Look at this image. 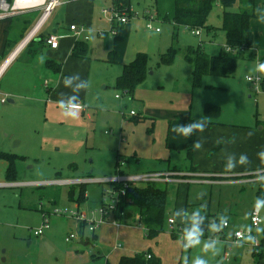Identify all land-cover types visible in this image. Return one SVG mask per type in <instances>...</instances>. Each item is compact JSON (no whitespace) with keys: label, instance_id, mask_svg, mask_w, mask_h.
<instances>
[{"label":"rangeland","instance_id":"rangeland-1","mask_svg":"<svg viewBox=\"0 0 264 264\" xmlns=\"http://www.w3.org/2000/svg\"><path fill=\"white\" fill-rule=\"evenodd\" d=\"M62 1L63 5L53 11L49 22L53 25L58 22L63 29L70 24L82 26L88 39L66 33L58 40L59 48L55 54L49 53L45 47L34 52L26 49L0 73V97L5 92H12L7 97L17 101L15 106L6 101L0 107V152L13 153L19 157L15 162L16 181L26 183L0 187V264H118L120 253L123 252L112 250L117 240L131 253L151 251L157 264H183L184 256L190 262L198 255L208 259L209 264H255L254 255L261 252L262 258L257 264H264V248L256 252L248 241L232 245L225 255L220 234H215L219 241V251L215 256L204 254L200 247L185 252L178 237L171 236L168 226V217L175 210L185 208L186 203H189V211L205 210L216 218L217 207H222L228 200L231 203V197H234V204H231L236 212L231 223L241 228L247 226L244 209L250 204L254 207L255 181L247 183L241 191H237L239 186L227 188L214 183H187L188 187L183 185L178 191L174 186H167L164 228L161 234L153 238L146 237L143 223L135 217L131 231H116L114 227L103 224L96 227L94 233L84 228L81 231L83 239L77 237L65 241L69 232L78 230L76 221L68 214H54L53 210L67 208L86 215L88 219L97 220L98 214L92 212L100 209L101 197L109 199L101 194L107 184H84L82 198L77 184L37 182L54 178L110 176L115 170L116 157L126 164V171L132 173L138 170L135 168L138 167L137 159L140 167H163L169 154V150L164 148L168 121L153 114L156 111L154 105L161 103L170 107V104H189L190 84L186 81L188 76L184 77L188 75L186 68L189 65L179 58L184 57L187 46L200 45L206 53L217 54L225 44V36L220 29L222 9L218 2L207 19V24L216 28L215 33L202 29L199 35H193L191 29L173 24V0H130L128 12L131 11V17L127 24L118 29L121 40L115 44L112 42L114 35L98 34L99 30H109L110 23L100 11L111 4L110 0ZM233 10H237V4ZM255 16L250 26L254 34L252 48L239 54L234 73L228 80H240L245 75L264 76V73L256 71L259 64L256 57L250 56L254 50L264 49V11H256ZM8 21H0V57L3 56V61L11 48L5 49L4 29ZM147 22L159 27L160 31L146 29ZM125 25L130 27L129 36L124 33ZM77 41L86 46L83 57L70 56V50ZM125 41L126 53L124 57L119 56L113 47L119 44L123 46ZM170 46L175 49L174 64L178 67L166 69L159 63V57ZM109 51L117 52L118 63L107 61ZM137 52H143L148 57L147 76L144 84L136 86L132 93H127L115 87V79L121 73L122 66L131 62ZM41 55L45 59L54 57L60 64L61 72L65 75L60 77L58 84L56 80L41 74L42 63L38 59ZM74 73L87 79L90 87L80 93L84 107L79 118L72 120L62 114L56 101L61 93L70 92L63 86V77ZM175 77H181L177 79L179 82L175 81ZM42 84L52 88L53 93L46 97L44 95L43 102L34 103L32 97H37L41 91L39 89L35 93L32 87ZM160 84L164 85L163 88H158ZM202 90L211 94L208 87L204 86ZM259 91H262L260 86ZM214 92L218 97L224 95L220 89H213ZM259 99L258 109L262 114L264 93ZM130 110L139 117L138 120L129 114ZM156 153L161 156L157 157ZM70 164L73 167H69ZM4 170L5 161L0 159V181H4ZM159 185L165 187L164 184ZM262 211L264 214V209ZM47 212L49 228L43 234L35 235L33 232L42 226L43 214ZM176 223L181 225L179 221ZM263 230L264 224L252 229L256 236H261ZM93 236L94 243L91 241ZM85 237H89V244L84 242L88 240Z\"/></svg>","mask_w":264,"mask_h":264},{"label":"crops","instance_id":"crops-1","mask_svg":"<svg viewBox=\"0 0 264 264\" xmlns=\"http://www.w3.org/2000/svg\"><path fill=\"white\" fill-rule=\"evenodd\" d=\"M260 1H261L260 3H258V1L256 3L255 1V10L257 11V13L260 10L264 11V0H260ZM62 5H63V1H62V4L59 5L58 7ZM52 13L46 20L45 25L40 31V33L35 38H33L29 42V44L23 50H21L13 60H15L19 55H21L22 52L25 51L26 49L29 52H34L35 50H39L41 47H45L47 48V51L49 53L55 54L59 48V44L57 45L56 48L49 47L44 41L45 36L49 33H56L57 35H60V38H61L66 33L73 34L72 31L69 30V26L68 28L63 29V27H61L58 24V22H56L57 25H53L52 23H50L49 21L52 16ZM39 14H40L39 9H31V10H26L18 14L0 18V21L10 20V22L8 21L7 27L4 29L5 49L9 46L11 47L8 54L11 52V49L14 48V46L17 44L16 42H18L25 35V33L29 30V28L33 25V23L35 22ZM32 18H33L32 22H30V24H27V21L31 20ZM255 18L256 16L253 19ZM251 22H250V26H251ZM122 26L123 25H121L119 28H121ZM118 29L116 31V34L113 36V40H112V42H114L115 44L117 43V40H121L118 37ZM123 30H124V33H126L127 36H129L128 33L130 32V27L126 26ZM252 35H253V43H254L253 32H252ZM36 38L38 39L37 41H35ZM7 40H9L10 42H7ZM14 41L16 42L14 43ZM123 46L119 44L118 46L115 45L113 48H116V51L119 53V56L124 57L126 53V49H127V41L124 42ZM262 50L264 49L254 50L255 52L253 56H255V54L262 52ZM7 55L5 56V58L7 57ZM2 57H0V63L3 61ZM179 59L181 61L185 60L186 63L189 65L188 68H186L187 69L186 71H188V75H185L184 77L186 78L188 76V79L186 81L188 82V84H190V103L185 104V105H178V106L176 104L175 105L170 104L171 105L170 107H166V105H163L161 103H156L154 105L155 106L154 110L156 111L155 113H153L155 116L156 114H158L160 117L168 121L167 131H166V136H165V145H164V148L169 150V154L167 155L166 164H164L163 167L159 165L157 168L147 169L144 167H140V161L137 159L135 161H136V166L138 167H135V168L138 170L135 171L134 173L145 172V171H164V170H169V169L182 171V172L191 171V172H198V173H209V174H213V177L216 178L217 182H214V184H218L219 187L224 186V187L230 188V187L239 186V190L237 191L244 190L247 183H251L254 181L249 180V178L243 176V174L254 172L256 171V169L264 168V162H262L257 155V153L264 150V112L260 114L259 109H258V104L260 100L259 98H260V95L264 93V91L256 92V90L254 89V86L250 82L246 81L245 79L246 75L243 77V79H240V80L239 79L228 80L229 77L204 76L201 80L200 86L193 89L192 84H191L192 83V75H191L192 66L183 56ZM47 60H53L54 62H57V59H54V57H46L45 61L42 63V66H41V70H40L41 74L44 75L46 78H51L53 80H56V83L58 84L60 77L65 74L61 72V69L58 72H55L54 69L47 67L46 65ZM174 63H175V59L170 65H162V66L165 67L166 69H172V67H178V65L176 64L175 66ZM6 66L4 67L2 71L6 70L7 68ZM177 79L178 78H176L175 81L179 82L177 81ZM179 79H181V77ZM144 83L145 82L140 83L139 86ZM43 85L45 86L46 84H42L40 86L34 85L32 87L35 93L39 92V89L41 91L39 93H42V95L38 93L37 97L35 96L32 97V101L34 103L43 102L44 95L46 97V95H48L49 93H53L52 88L49 89L48 87H44ZM163 86L164 85L160 84L158 85V88H163ZM204 86L208 87V90L211 89L209 90L211 94L202 92L203 91L202 89ZM213 89L223 90L224 95L222 97H218L219 95L216 92L212 93ZM11 94L13 93L5 92L4 96L7 98L6 101L9 102V105L15 106L17 101L7 97L8 95L10 96ZM247 99H250L251 103L248 102ZM207 104L213 105L218 109L217 115H213V114L207 115L204 112V107ZM1 105L2 104H0V107ZM131 116L134 117L136 116V114L134 113ZM200 118H204L209 122L208 127L205 130V132L196 133L190 138H185L183 136H177L176 134L172 132V128L175 127L177 124L188 123L190 121L200 119ZM249 132L252 133L251 136L248 135ZM233 137L235 138V141L232 143H229V141H231ZM197 138H201L202 140H204V146L199 151L192 150V156L191 158H189L188 152L185 146L188 142L190 141L194 142ZM217 141H220V143H217ZM217 144H219L220 147L216 151H214L212 154L209 155V151ZM226 153H235L237 157H239L241 153H245L249 157L250 163L248 165L237 166L231 172L225 171L224 165H225V154ZM156 156L160 157L161 155L159 153H156ZM118 159L119 158L116 157L115 164L117 163ZM125 165L126 164L124 162L123 164L120 165V171L122 173H132V172H129V170L126 171ZM5 166H6V163H5ZM115 170H116V167H115ZM100 177H106V176H100ZM3 182H6L5 179L4 181H0V183H3ZM164 185L166 189H167V186L169 185L174 186L176 188V191H178L180 187L183 185L188 187V185L184 183H167ZM0 187H5V186H0ZM202 197H204V195ZM231 199H232L231 203L234 204V201H233L234 197H231ZM254 200H256V197ZM231 203L229 202V200L226 201L222 207H219V206L217 207V211L215 213L217 215L223 213L229 217L228 219L229 227L224 228L221 232L217 233V234H220L222 237L220 242L223 244L222 245L223 253L225 255H226V250L228 248L226 242L232 239V230H234L235 228H241L231 223L232 222L231 218L233 217L235 218V213H236L235 209L233 208L234 205L232 207ZM252 208L253 207H251V204H250L249 207L244 209V214L247 216V219H248V225H249V214ZM105 224L106 226L114 227L116 231L123 230L125 232L131 231L135 225L134 222L126 223V224L124 223L120 225L119 227H115L111 225L110 223H105ZM75 227L76 228L79 227L77 222L75 224ZM86 238L88 239L86 242L87 244H89L90 239L89 237H86ZM91 241L92 243H94L95 236H93ZM243 242H247V240H243L237 244H232V245H241L243 244ZM117 244H120L121 246H117ZM232 245L230 246V250L232 248ZM112 250L123 252V253H120V257L121 256H133L135 254V252L131 253L129 249L122 247V244L119 242V240H117V242L112 245ZM120 257L118 258V260L120 259ZM236 262H237V259L235 263Z\"/></svg>","mask_w":264,"mask_h":264},{"label":"trees","instance_id":"trees-1","mask_svg":"<svg viewBox=\"0 0 264 264\" xmlns=\"http://www.w3.org/2000/svg\"><path fill=\"white\" fill-rule=\"evenodd\" d=\"M173 2L172 21L174 25L187 26L201 30L204 29L210 33H215L214 29L216 28L207 24L209 13L216 2L219 3L222 9V24L220 29L224 32L225 44L218 53L214 55L208 54L200 45L196 47L187 46L185 48L184 58L192 66V88L194 89L200 86L204 76H232L239 54L252 48L253 35L250 29V22L255 17V0H173ZM235 4H237V10H233ZM129 5L130 0H121L122 9L128 11ZM32 20L33 18L27 21V24H30ZM16 41H14V43ZM7 42L10 41L7 40ZM86 50V46L77 41L70 50V56L83 57L86 54ZM174 54L175 49L170 46L160 55L159 63L161 65H170L174 61ZM252 55L254 54L251 53L250 56ZM255 56L259 63H264V50L255 54ZM147 60L148 57L145 53L137 52L131 62L122 66L121 73L115 79V87L122 89L124 92L132 93L136 86L142 83L147 76ZM107 61L109 63H118L119 58L117 52L109 51ZM46 65L54 69L55 72L60 70V64L53 60H47ZM260 87L262 91H264V76L262 77ZM204 112L207 115H217L218 109L213 105L207 104L204 107ZM134 117L137 120L139 119V117ZM192 144L193 141H190L185 146L189 158L192 156ZM219 147V144L215 145L209 151V155ZM0 159L6 163L4 170L5 181L16 182L15 162L19 157L13 153L0 152ZM69 167H73V164H70ZM115 167H117V163ZM78 186L81 196L84 198L83 188H85V185L79 184ZM167 196V189L157 183L129 186L125 189L124 194L120 196V200L114 206V209L108 210L104 218L109 219L111 216L120 223L126 224L130 223L133 218L136 217L137 221L143 223L146 237L153 238L162 232L164 228V213L166 210ZM255 197L256 199L258 197H264V184L257 182ZM188 206L189 203H186L185 208L187 209ZM201 212L205 214L209 220L213 219V216L205 212V210ZM46 214L49 215L48 212ZM206 225L207 221L205 222V227ZM78 226L80 229V238L83 239V233H81V231L84 229L85 222L78 223ZM209 234L210 233L206 230L205 237H208ZM171 236L176 237L177 235L172 231ZM262 237H264V230L262 231ZM86 241L84 242L87 243ZM146 253L151 254L150 251H145L142 253H135L133 256H121L118 264L158 263L153 255L147 260L145 258ZM254 256L256 257L255 264H257L262 258V252Z\"/></svg>","mask_w":264,"mask_h":264},{"label":"built area","instance_id":"built-area-1","mask_svg":"<svg viewBox=\"0 0 264 264\" xmlns=\"http://www.w3.org/2000/svg\"><path fill=\"white\" fill-rule=\"evenodd\" d=\"M111 4L108 7L102 8L100 13L101 15L107 19L110 23L109 30H99L98 34L100 35H106L112 34L115 35L117 29L121 26L126 24L130 17H131V11L128 12L127 10L122 9L121 6V0H110ZM62 4V0H0V18L18 14L21 12H24L26 10L31 9H39L40 14L33 23V25L29 28V30L25 33V35L17 42V44L14 46V48L11 50V52L7 55L6 58H4V61L0 65V68L2 70L4 67L9 64L16 56L17 54L23 50L29 42L35 38L42 28L45 25L46 20L50 16V14L59 6ZM185 28L191 29V33L195 35L200 34V29L196 28H190L187 26H184ZM145 28L148 30H153L158 32L160 30L159 27L153 26L151 22H147L145 24ZM69 30L72 31V33L75 36H83V38L86 40L88 39V36L84 34V29L82 26H77L75 24L69 25ZM60 38V35H57L56 33H49L45 36L44 41L45 43L51 47L56 48L58 45V40ZM1 70V72H2ZM0 72V73H1ZM246 81L250 82L253 86L256 92H259V86L262 81V77L259 75L251 76L246 75L245 76ZM115 97H119V95H115ZM6 97L1 96L0 97V104H3L6 102ZM130 114L133 115L134 112L130 111ZM123 164L122 160L118 159L117 161V167L111 176L106 177H87V178H79V179H64V178H55L52 180H46L42 182V184H63V185H71V184H87V183H94V182H101L107 184V187L103 190L101 193L102 196L106 195L109 199L106 200L105 198L101 197V206L100 209L97 212H92L93 214H98L97 220L95 219H88L86 215L78 213V211H71L67 208H64L63 210L55 209L53 210L54 214L59 215H65L68 214L70 218L74 219L76 222H85L84 228H87L88 232H94L96 227L103 225L105 223H110L111 225L115 227H119L123 223H120L113 217L110 219L104 218V216L107 214L108 210L114 209V206L119 202L120 196L124 194V191L129 186H136L141 184H147V183H158V184H167V183H214L217 182L216 178L213 177V174L209 173H198V172H182L177 170H164V171H145V172H139V173H122L120 171V165ZM255 175L256 171L250 172L247 174H243V176L248 177L249 180L255 181ZM229 176V175H227ZM36 183V182H35ZM26 183H17V182H3L0 183V186H20L24 185ZM178 223L172 221V215L168 217V226L171 232H175L177 237L179 238L181 234L182 225H177ZM262 224H264V214L262 209L258 212L253 207L250 214H249V225L245 228H235L232 230V239L227 241V250H230V246L232 244H237L243 240H247L252 246L254 251H258L260 248H264V237L256 236L252 229L259 228ZM49 219L47 214H43V224L40 228L35 230L33 233L35 235H40L43 233L45 229L49 228ZM229 227V223L225 228ZM241 233L243 239L240 237H237L236 233ZM251 236L252 240H248L247 237ZM77 237L80 238V229L76 232H69L65 236V241H70L72 239H76ZM117 246H121L120 244H117ZM255 247V248H254ZM152 257V254L146 253L145 258L149 260ZM152 264V263H151Z\"/></svg>","mask_w":264,"mask_h":264},{"label":"clouds","instance_id":"clouds-1","mask_svg":"<svg viewBox=\"0 0 264 264\" xmlns=\"http://www.w3.org/2000/svg\"><path fill=\"white\" fill-rule=\"evenodd\" d=\"M39 61L43 63L45 61V56L41 55L38 57ZM257 72L264 73V63H259L256 66ZM63 86L69 89V93H61L60 98L56 101L62 114L68 119H78L82 108L84 107L80 101V93L86 91L90 87V83L87 79L80 76L79 73H74L69 76L63 77ZM208 121L204 118L196 119L188 123H179L172 128V132L177 136H183L185 138H190L196 133H203L208 127ZM249 136L252 135L251 132L248 133ZM235 141L233 137L229 143ZM220 143V141H217ZM204 146V140L197 138L193 144L192 148L194 151H199ZM259 159L264 162V150L257 153ZM250 163L249 157L245 153H241L239 157L235 153L225 154V171L231 172L237 166L248 165ZM255 181L264 184V168L256 169ZM254 208L258 212L264 209V197H258L255 201ZM229 217L226 214H218L216 218L211 220L205 214H202L200 209L189 211L186 208H179L175 210L172 214V221H179L182 225L181 234L178 238L181 248L187 252L189 249H194L200 247L204 254L211 253L215 256L219 249V241L215 234L221 232L228 224ZM207 225L205 227V222ZM213 234L205 239V231ZM237 237L243 239L241 233H236ZM248 240H252V237H247ZM183 264H209V260L204 258V256H196L189 262L187 256L183 257Z\"/></svg>","mask_w":264,"mask_h":264},{"label":"bare ground","instance_id":"bare-ground-1","mask_svg":"<svg viewBox=\"0 0 264 264\" xmlns=\"http://www.w3.org/2000/svg\"><path fill=\"white\" fill-rule=\"evenodd\" d=\"M2 68H0V72H1Z\"/></svg>","mask_w":264,"mask_h":264}]
</instances>
